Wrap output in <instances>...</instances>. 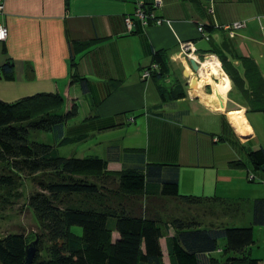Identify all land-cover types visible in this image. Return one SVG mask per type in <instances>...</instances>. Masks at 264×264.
<instances>
[{"label":"crops","instance_id":"obj_1","mask_svg":"<svg viewBox=\"0 0 264 264\" xmlns=\"http://www.w3.org/2000/svg\"><path fill=\"white\" fill-rule=\"evenodd\" d=\"M139 6L152 17L144 25L134 17ZM126 16L133 19L131 28ZM156 18L169 22L156 24ZM236 20L246 26L230 37L225 26ZM0 22L8 31L0 42V66L12 61L15 70L14 80L0 77V99L59 93L60 113L73 102L78 106L64 126L71 142L57 144L61 155L107 158L117 147L108 170L160 163L166 176L176 169L181 194L203 198H241L250 184L243 177L251 173L259 183L251 184L256 189L250 197L264 198V180L248 162V151L264 146V0H4ZM199 25L209 39L201 37ZM185 41L222 65L230 83L223 107L208 97L213 91L187 87L185 72L192 68L180 56ZM158 50L166 51L169 66L159 84L178 85L185 97L162 101L157 83L142 78ZM72 73L85 79L84 87L71 82ZM232 110L243 112L242 127L230 121ZM89 142L79 151L78 144ZM155 198L171 202L179 216H195L176 199ZM160 245L163 264H171L167 236Z\"/></svg>","mask_w":264,"mask_h":264},{"label":"trees","instance_id":"obj_2","mask_svg":"<svg viewBox=\"0 0 264 264\" xmlns=\"http://www.w3.org/2000/svg\"><path fill=\"white\" fill-rule=\"evenodd\" d=\"M151 62L144 70L157 83L161 100L185 97V90L178 85L166 89L159 84L169 70L166 51H154ZM0 77L14 80L12 61L0 66ZM84 80L71 74L73 83L80 82L84 87ZM63 104L59 93L41 92L12 102L0 99V165L5 169L0 171V188L8 196L18 194L13 190L22 176L32 178L37 188L28 196L40 231L35 235L37 251L29 264H163V236H167L171 264H264V259L250 256L255 243L251 226L204 225L200 215H172L164 220L159 215L137 213L141 203L158 195L189 206L212 207L214 215L213 205L224 208L220 215L232 207L238 209L236 199L181 194L176 169L172 176H166L160 163L110 171L107 166L118 157L117 147L109 148L107 158L61 155L57 144L71 142L63 136L64 126L78 113L75 102L60 113ZM31 130L51 133L56 142L30 140ZM248 162L264 180V146L249 150ZM247 178L257 179L251 173ZM252 212L253 225L264 226V198L252 201ZM73 226L80 227L81 234L72 230ZM169 229L172 234L165 235ZM112 231L118 234L114 240ZM30 242L23 232L0 237V264H27L26 247ZM42 244L47 245L44 254Z\"/></svg>","mask_w":264,"mask_h":264},{"label":"rangeland","instance_id":"obj_3","mask_svg":"<svg viewBox=\"0 0 264 264\" xmlns=\"http://www.w3.org/2000/svg\"><path fill=\"white\" fill-rule=\"evenodd\" d=\"M156 19H162V18H156ZM162 20L169 22L166 19H162ZM236 21L246 22V20H236ZM238 31L237 30L235 31L234 36L238 33ZM0 42H3V41H0ZM185 42H188V41H185ZM185 42H182V43H185ZM195 55L197 54L195 53ZM211 55L213 54L202 53L201 55H197L199 58V61L197 60L196 61L201 66V61H203L204 59H206L208 56H211ZM191 59H193V57H191ZM188 60L189 59H186L185 61L188 62ZM220 67L223 70L221 64H220ZM189 74H191L193 79L199 80L200 78L198 71L195 72L193 70L192 71L190 70ZM190 79L191 78L189 77L186 80L187 87L192 82V80ZM202 86H203V90L205 89L207 93L212 92V84L201 83L200 89L202 88ZM28 138L30 140H38V141L49 142V143L52 142V139H53V137L51 136V133L44 132L41 130H31L28 134ZM90 143L91 142L86 143L83 146H81V143L78 144L80 145L78 148L79 151L87 149L91 145ZM69 147H73V146L69 145L68 147H63L61 149L64 151L65 149ZM2 168L3 166L0 165L1 172L5 170ZM254 172L259 173V171H254ZM243 178L245 179L247 183H250V184H248L249 186L245 189L243 195H240L241 198H235L240 203L238 209H234V207H232V209L229 212L220 215L222 213V210H224V208H221L219 205H217L216 208H214V205H213V209L216 210V214L214 215V213H212V207H206L203 204L193 205V206L191 205L189 206L187 204H184V205L190 208L189 210H191L194 215H200V217L203 220L204 225H210L211 224L210 222H214L215 225L219 224V225H224L228 227H248V226L253 227V237H254L255 243L251 246L250 256L254 258L264 259V226H254L253 225L252 201L254 200V198L250 197L252 196L250 194L256 189V186H252L251 184L259 183V180L255 179L254 181H250L248 180L247 177H243ZM251 188L253 189V191L251 190ZM36 189L37 188L35 184L32 182V178L27 177V176H22L20 178L19 186L15 190H13V192L16 191V193L18 194L8 196L6 190L0 188V237H3L9 233L23 232L28 236V239L30 241L35 239V235L37 234V232H40V231L38 228V221L36 219V216L33 210L28 206V196ZM219 190H221L220 187H219ZM227 199L229 198L227 197ZM215 204H219V203H215ZM140 212L144 214L149 213L152 215H157V216L159 215L160 217H162L161 219H164V220L169 219L172 215H180L179 208L173 206L171 202L165 201L162 199H157L155 197L147 198L146 201L141 203V210L137 211V213H140ZM72 230H74L78 234H81V228L78 226H73ZM171 232H173V230L169 229V231H167L165 235L170 234ZM111 235H112V239L114 240L116 233L112 231ZM46 246H47L46 244H42L43 254L45 253L44 250Z\"/></svg>","mask_w":264,"mask_h":264},{"label":"bare ground","instance_id":"obj_4","mask_svg":"<svg viewBox=\"0 0 264 264\" xmlns=\"http://www.w3.org/2000/svg\"><path fill=\"white\" fill-rule=\"evenodd\" d=\"M198 72L200 78L199 80L197 79L195 81L192 88L197 85V89H199L201 83H210L212 84L213 93L208 95V97L219 101L220 103L223 102L224 97L229 89L230 83L226 73L221 69L220 62L217 60V58L211 55L201 61V66ZM192 79L193 78H191V80ZM227 115L230 121L235 126L242 127V125L244 124V117L242 111H228Z\"/></svg>","mask_w":264,"mask_h":264},{"label":"built area","instance_id":"obj_5","mask_svg":"<svg viewBox=\"0 0 264 264\" xmlns=\"http://www.w3.org/2000/svg\"><path fill=\"white\" fill-rule=\"evenodd\" d=\"M3 12H4V0H0V15H2ZM134 17L139 19L143 24H146L149 20H152L151 15L142 6H139L136 9V11L134 13ZM153 21L156 24H160L163 22L162 19H155ZM125 23H126L127 27L131 28L132 17L126 16L125 17ZM245 26H246L245 21H234L232 24L225 26V29H226L228 35L230 37H232V36H234V33L236 30L238 31V30L244 28ZM198 31L204 39H209V34L207 33V31L204 29V27L202 25L198 26ZM7 34H8V31H7L6 26L0 22V41H4L7 38ZM180 54L184 58L189 59V58L193 57V59L199 61L198 56L195 55V48L193 47V44L190 41L180 44ZM153 66L155 67L156 65H153ZM141 76L143 79H148L150 76L149 71L143 70ZM190 78H192V76ZM251 177H252V175L249 176V178H251Z\"/></svg>","mask_w":264,"mask_h":264},{"label":"water","instance_id":"obj_6","mask_svg":"<svg viewBox=\"0 0 264 264\" xmlns=\"http://www.w3.org/2000/svg\"><path fill=\"white\" fill-rule=\"evenodd\" d=\"M189 64L192 68L193 71L197 72L200 68L199 63L195 60V59H189ZM186 74V79L189 78V74L187 72H185ZM196 79H192L191 82V88L193 86V84L195 83ZM221 107H223V102H221ZM37 251V238H35L33 241H31L27 247H26V257H25V262L27 264L31 263L35 257Z\"/></svg>","mask_w":264,"mask_h":264}]
</instances>
